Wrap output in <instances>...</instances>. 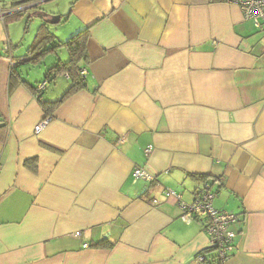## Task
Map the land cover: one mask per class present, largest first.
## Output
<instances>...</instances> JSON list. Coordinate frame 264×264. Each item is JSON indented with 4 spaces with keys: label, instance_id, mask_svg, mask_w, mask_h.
<instances>
[{
    "label": "crops",
    "instance_id": "1",
    "mask_svg": "<svg viewBox=\"0 0 264 264\" xmlns=\"http://www.w3.org/2000/svg\"><path fill=\"white\" fill-rule=\"evenodd\" d=\"M69 7L66 25L89 27L84 87L49 116L41 101L59 100L67 75L39 100L45 74L23 75L0 19V264H264V22L225 0ZM134 165L155 179L134 181ZM205 183L238 218L224 260L164 195L190 204Z\"/></svg>",
    "mask_w": 264,
    "mask_h": 264
},
{
    "label": "built area",
    "instance_id": "2",
    "mask_svg": "<svg viewBox=\"0 0 264 264\" xmlns=\"http://www.w3.org/2000/svg\"><path fill=\"white\" fill-rule=\"evenodd\" d=\"M226 2L238 6L243 14V17L252 20L255 26H261L264 22V0H225ZM21 10L20 8H17ZM12 11V10H11ZM9 10H3L0 6V19L3 21L4 16L9 13ZM7 48V47H6ZM12 60V59H11ZM12 63V61L10 62ZM82 76H85L86 69L80 71ZM46 81L37 84L36 92H40L46 87ZM37 96V95H36ZM49 117H44L36 126L35 131L41 130L48 122ZM151 145L145 148V153L151 151ZM133 180L143 179L147 182L153 181L155 176L149 173L146 169L139 165H134L131 170ZM165 196H173L178 200L180 207V218L184 222H189L192 219H198L203 223V229L209 236V246L213 247L217 253L219 260L226 259L234 250V239L236 237V225L238 222L237 215L226 210L216 209L212 202L214 193L210 190L208 183H205L200 192L196 195L192 203L186 204L180 200V195L172 189L164 191ZM157 202L156 200H153ZM76 236L79 235L77 232ZM197 260L200 263L204 262L203 255H198Z\"/></svg>",
    "mask_w": 264,
    "mask_h": 264
},
{
    "label": "rangeland",
    "instance_id": "3",
    "mask_svg": "<svg viewBox=\"0 0 264 264\" xmlns=\"http://www.w3.org/2000/svg\"><path fill=\"white\" fill-rule=\"evenodd\" d=\"M70 1L71 0H40L39 6L42 9L41 11H38V12L40 14H43L44 12L46 13V15H50V16L51 15H54V16L62 15L63 16L62 18L64 19L66 18L67 13L69 12ZM1 2L6 4V6L8 7L11 5L12 0H1ZM22 9H21V17L17 18L16 20H12V22L8 24V29L15 35L14 38H17V39H14L15 41L13 40V44L18 43L19 45V47L16 48L15 54H24V55L29 54V56H32L33 51L28 53L27 48H29L36 39L38 40L42 37L46 38L48 36L49 38L44 40V44L50 45V44H54L60 41H66L71 36H73L75 33H77L76 31L73 30V28H69V27H73L71 26L70 23L66 25L65 23L66 20H61L58 23L48 22L44 26V25H41L42 19L35 15V10H36L35 8H27L24 10V7H23ZM18 10L19 9L14 8L13 12H16ZM67 59H68V51L66 48L61 46V47H57L54 50L44 54L43 56H38L37 60L34 62L32 60H29V61L22 63L20 70L23 72L24 76L26 75V73L27 74L30 73L31 76H37L39 74L40 69L45 74L50 67H52L56 62H58V60L64 62ZM44 63H48V65L50 64L47 69H44L42 67V64ZM59 75H62V74H57L56 76H59ZM39 80H41V78ZM53 81H51L49 88H52L56 84L55 79H53ZM65 83H66L65 88L64 86H62V82L60 86L56 87L58 89L57 91L60 92L61 90V94H63L68 87V82L65 81ZM62 89L64 91H62ZM43 90L38 92V94L41 93ZM35 91H36V88H35ZM36 97L40 99L39 95H37Z\"/></svg>",
    "mask_w": 264,
    "mask_h": 264
},
{
    "label": "trees",
    "instance_id": "4",
    "mask_svg": "<svg viewBox=\"0 0 264 264\" xmlns=\"http://www.w3.org/2000/svg\"><path fill=\"white\" fill-rule=\"evenodd\" d=\"M39 2H40V0H12L11 5L8 7L4 3H2L1 5L6 6L8 9L18 8L21 6L22 7L27 6V8H35L36 9L35 13L37 14L38 17H40L42 19L41 25L45 26L48 22H50L51 18L54 15H51V16L46 15V13H44V12H43V14H40L38 11H41L42 8H40ZM20 17H21V10H18L16 12H9L4 16L3 22L7 26L10 22H12V20H16L17 18H20ZM58 17L62 18V15H57V18ZM63 20H66V18H64ZM88 34H89V27H85L84 29L78 31L73 36H71L68 40L60 41V42L50 44V45L44 44V40L48 39L49 38L48 36L46 38L42 37L38 40L36 39L31 44V46L29 48H27L28 53L33 51V55L29 56V54H26V55H24V58H22L19 61V62L24 63L26 61L32 60L34 62L37 60L38 56H43L44 54L54 50L57 47H61V46L66 48L68 51V59L66 61L62 62V61L58 60V62H56L52 67H50L47 70V72L45 73L44 78H45V81L47 83L53 81V79L55 78V76L57 74H66L68 79H69V82H70V85L67 88L66 92L61 96V98L59 100L52 101V102L51 101H43V102L41 101L43 109L46 113V116L51 115L55 111L57 106L63 100H65L69 95H71L72 93H74V92H76V91H78L84 87V76H82L80 74V71H81L82 63L88 62V55L86 52V40L88 38ZM4 44L7 46V50H9L7 52L10 53L11 43L9 41H7ZM10 57L13 60V56L10 55ZM18 58H20V57H18ZM17 67H18L17 63L15 64L13 61L12 67H11V73H10L11 77H12V75H17V73H18L16 71ZM41 96L42 95L39 93V98H40L39 100L42 99ZM30 165H32V167L35 168L36 167L35 161L30 162ZM193 177L201 178V179L205 178L204 175H193ZM210 249L213 250L214 248L210 247L209 250ZM209 250L205 249L204 251H202V253L200 252L198 254V255H200V254L203 255V257H204L203 263H205V261L207 259L206 252ZM203 252H205V253H203Z\"/></svg>",
    "mask_w": 264,
    "mask_h": 264
},
{
    "label": "water",
    "instance_id": "5",
    "mask_svg": "<svg viewBox=\"0 0 264 264\" xmlns=\"http://www.w3.org/2000/svg\"><path fill=\"white\" fill-rule=\"evenodd\" d=\"M59 21V17L57 18V16H53L50 20L51 23H56ZM3 126V124H0V127Z\"/></svg>",
    "mask_w": 264,
    "mask_h": 264
}]
</instances>
